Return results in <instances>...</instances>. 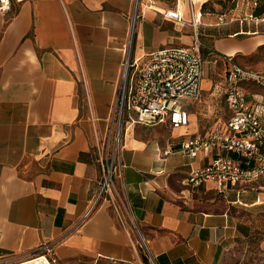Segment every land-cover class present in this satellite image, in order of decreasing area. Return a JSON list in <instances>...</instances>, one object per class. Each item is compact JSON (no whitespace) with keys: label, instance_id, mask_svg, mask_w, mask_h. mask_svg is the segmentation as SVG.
<instances>
[{"label":"crops","instance_id":"crops-1","mask_svg":"<svg viewBox=\"0 0 264 264\" xmlns=\"http://www.w3.org/2000/svg\"><path fill=\"white\" fill-rule=\"evenodd\" d=\"M11 1L0 13V261L49 243L58 264H144L142 243L110 200L84 218L102 178L96 137L112 125L126 52L145 61L156 49L189 46L193 14L209 0H192L193 11L189 0ZM167 9L183 20L166 18ZM197 31L204 75L189 124L127 117L123 125L117 188L153 264H228L239 243L264 236V178L232 183L223 195L213 182L187 186L192 168L215 152L191 159L182 150L188 137L229 119L233 64L264 73L234 59L264 46V18L201 15ZM248 85H264L240 82L250 105L264 109V93Z\"/></svg>","mask_w":264,"mask_h":264},{"label":"built area","instance_id":"built-area-1","mask_svg":"<svg viewBox=\"0 0 264 264\" xmlns=\"http://www.w3.org/2000/svg\"><path fill=\"white\" fill-rule=\"evenodd\" d=\"M149 1L154 4V0ZM189 2L193 11V2ZM11 10V0H0V13ZM163 14L175 21L183 20L178 9H167ZM201 15L193 14L195 38L187 47H162L147 55L145 61L133 58L130 49L126 52L112 125L103 140L96 137L102 178L84 218H88L102 200L108 199L121 219L124 206L116 179L120 176L118 159L123 148V125L127 117L149 126L168 123L176 128L189 124L190 107L202 97L205 61L197 31ZM135 16L137 18V14ZM243 80L264 85V73L233 64L226 77L227 101L231 110L229 119L216 124L207 134L190 136L182 143L183 152L191 159L215 152L207 164L192 168L184 181L187 186L199 187L213 182L218 193L223 195L232 183L264 178V109L250 105L240 86ZM143 244L149 253L145 242ZM0 264H58V260L52 245L46 243L31 257L4 260Z\"/></svg>","mask_w":264,"mask_h":264},{"label":"rangeland","instance_id":"rangeland-1","mask_svg":"<svg viewBox=\"0 0 264 264\" xmlns=\"http://www.w3.org/2000/svg\"><path fill=\"white\" fill-rule=\"evenodd\" d=\"M249 12L250 3L247 0H237L235 8L228 11L227 16H225L224 19L226 21H230L231 23H236L240 18L248 16ZM234 59L236 62L244 66L264 71V46L260 47L252 54H239ZM247 88L249 91L264 93V88L257 85H248ZM224 105L225 104L223 102L218 103V105L213 108V111L215 112L214 114H223L225 111ZM218 110L222 113L218 112ZM103 128V130H105L106 127ZM121 213L131 228L134 237L142 243L144 264H153L150 255L142 242L141 233L139 232L137 223L129 215H127L125 210H122ZM83 260V258L72 259L70 264H80ZM228 264H264V236L257 234L254 237L239 243L233 249L230 258L228 259Z\"/></svg>","mask_w":264,"mask_h":264},{"label":"trees","instance_id":"trees-1","mask_svg":"<svg viewBox=\"0 0 264 264\" xmlns=\"http://www.w3.org/2000/svg\"><path fill=\"white\" fill-rule=\"evenodd\" d=\"M250 3V18H264V0H247ZM237 0H209L202 7V17L215 15L224 18L235 8ZM246 17V16H245Z\"/></svg>","mask_w":264,"mask_h":264}]
</instances>
